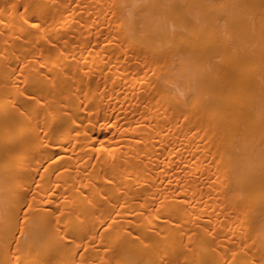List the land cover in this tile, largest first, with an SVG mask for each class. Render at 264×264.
<instances>
[{
    "label": "bare ground",
    "instance_id": "bare-ground-1",
    "mask_svg": "<svg viewBox=\"0 0 264 264\" xmlns=\"http://www.w3.org/2000/svg\"><path fill=\"white\" fill-rule=\"evenodd\" d=\"M0 264H264V0H0Z\"/></svg>",
    "mask_w": 264,
    "mask_h": 264
}]
</instances>
